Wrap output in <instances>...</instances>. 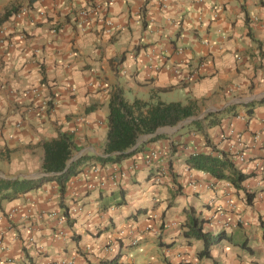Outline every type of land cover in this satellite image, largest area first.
<instances>
[{
  "label": "crops",
  "instance_id": "0c3cea01",
  "mask_svg": "<svg viewBox=\"0 0 264 264\" xmlns=\"http://www.w3.org/2000/svg\"><path fill=\"white\" fill-rule=\"evenodd\" d=\"M0 28L2 178L40 176L41 143L61 131L73 133L70 160L102 155L116 90L128 101L193 100L197 112L158 127L163 137L121 160L126 174L116 185L88 189L104 176L89 166L67 181L61 198L48 181L2 200L0 264H99L117 252L114 264H134L125 251L136 245L150 255L143 264H264V104L249 114L245 105L264 96V0H0ZM230 105L206 136L243 154L237 164L255 173L243 182L255 192L251 204L183 162L205 150L187 123ZM189 206L230 236L210 257L197 258L200 242L181 235Z\"/></svg>",
  "mask_w": 264,
  "mask_h": 264
},
{
  "label": "trees",
  "instance_id": "16d2710c",
  "mask_svg": "<svg viewBox=\"0 0 264 264\" xmlns=\"http://www.w3.org/2000/svg\"><path fill=\"white\" fill-rule=\"evenodd\" d=\"M47 103L48 107H50L51 103ZM255 104H264V96L245 104L248 114ZM107 108V131L102 155L80 154L70 160L72 152L77 149L73 133L68 131L58 132L55 138L44 140L41 143L43 158L41 163L42 174L40 176L35 178L0 177V202L35 190L48 181L55 182L59 197L61 198L67 181L84 168L89 166L90 168L97 167L99 169L98 172H102V168L105 165H110L114 166L117 170H122L118 166L121 160L143 150L145 142H151L163 137V134L154 133L158 127L176 126L180 121L197 115L195 101L193 100H188L185 103L180 101L165 102L150 95L147 99L134 98L128 101L119 90L111 94ZM233 108L234 106L230 105L222 110L206 112L200 118H194L187 123L194 131L202 135L205 150L187 154L183 158V162L188 169L206 173L214 181L226 182L236 193L241 191L245 203L251 204L255 192L248 190L243 182L254 177L255 173L242 170L237 164L238 155L241 154L243 160V154L239 152L236 156L231 150L217 148L206 136V129L220 122L218 114L233 110ZM234 114L235 112L233 111L232 115ZM142 134L150 136L143 143L135 145L138 137ZM192 181L191 184L194 183V185L192 184L193 187L199 186L197 181ZM206 185L210 186L209 183ZM176 186L177 191L180 192L181 185L176 183ZM96 187L93 186L88 189L92 190ZM122 202L123 196L115 201V204L119 205ZM63 211L67 215V209L65 208ZM183 211L185 219L180 224L181 235L187 243H191V241L200 242V248L195 251L197 258L210 257L211 247L222 240L230 242V236L225 233L222 227L211 228L207 226L210 219L209 216H204L201 211L195 213L193 206L186 207ZM259 226L262 228L261 238L264 243V222L259 220ZM135 242L136 240H133L132 244ZM242 245H244V242ZM117 254L118 252L112 254L110 257H103L98 263L114 264Z\"/></svg>",
  "mask_w": 264,
  "mask_h": 264
},
{
  "label": "built area",
  "instance_id": "2783aa9c",
  "mask_svg": "<svg viewBox=\"0 0 264 264\" xmlns=\"http://www.w3.org/2000/svg\"><path fill=\"white\" fill-rule=\"evenodd\" d=\"M81 14L83 15L84 13L81 12ZM0 33H2V29L0 28ZM239 137V136H238ZM238 140V139H237ZM150 157H155L156 156V152L155 151H150L149 153ZM238 160H242V155L239 154L238 155ZM92 174H99L100 172L99 169L97 167H92L89 170ZM104 174L103 177H99L97 178L96 182H89L88 183V188H92L93 186H104L106 184H110V185H116L118 180L122 179L123 177H125L126 172L124 170H117L116 168H114V166H108L105 165L102 168V172L101 174ZM194 185V183H192ZM263 199H264V194L262 195ZM228 204H230V202H228ZM77 208L73 207L72 210L75 211ZM62 264H66V262H61ZM67 264H73L72 260L68 261Z\"/></svg>",
  "mask_w": 264,
  "mask_h": 264
},
{
  "label": "rangeland",
  "instance_id": "374dc122",
  "mask_svg": "<svg viewBox=\"0 0 264 264\" xmlns=\"http://www.w3.org/2000/svg\"><path fill=\"white\" fill-rule=\"evenodd\" d=\"M126 259L133 258L135 262L134 264H143L146 263L147 259H149L150 255L145 254L143 251V247L141 245L131 246L125 251Z\"/></svg>",
  "mask_w": 264,
  "mask_h": 264
},
{
  "label": "water",
  "instance_id": "95a60500",
  "mask_svg": "<svg viewBox=\"0 0 264 264\" xmlns=\"http://www.w3.org/2000/svg\"><path fill=\"white\" fill-rule=\"evenodd\" d=\"M180 122H183V121H180ZM180 122H179L178 124H180ZM178 124H177V125H178ZM155 132H156V131H155ZM155 132H154V133H155Z\"/></svg>",
  "mask_w": 264,
  "mask_h": 264
}]
</instances>
